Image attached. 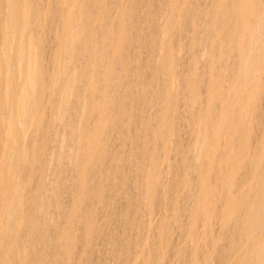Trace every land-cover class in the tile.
Listing matches in <instances>:
<instances>
[{
  "label": "rangeland",
  "instance_id": "374dc122",
  "mask_svg": "<svg viewBox=\"0 0 264 264\" xmlns=\"http://www.w3.org/2000/svg\"><path fill=\"white\" fill-rule=\"evenodd\" d=\"M61 1L28 3L43 10L23 131L0 48V264H264V0L249 32L239 0H85L89 50L68 65Z\"/></svg>",
  "mask_w": 264,
  "mask_h": 264
},
{
  "label": "bare ground",
  "instance_id": "6f19581e",
  "mask_svg": "<svg viewBox=\"0 0 264 264\" xmlns=\"http://www.w3.org/2000/svg\"><path fill=\"white\" fill-rule=\"evenodd\" d=\"M20 1L22 2L21 4H20ZM92 1V0H91ZM96 1V0H95ZM95 1H92V4H95ZM261 0H259L258 1V3L260 2ZM34 2H36V1H33V3ZM37 2H39V1H37ZM228 2V1H227ZM231 2H232V0H231ZM253 0H239V2H238V5L236 6V7H238L237 9H236V12H237V16H238V19H236V20H234L235 22L237 21V20H239V23H241V26H242V28H243V31L245 32H249V29H250V22L251 21H253L254 20V18L255 17H257V15L259 14V12H258V8H259V6L256 4V2H254V4H256L257 6H258V8H257V12H258V14H256V5L255 6H252V4H253ZM6 3H7V10H6V17L4 18V26H3V28L1 29V31H3V32H0L1 34H2V45L0 46V48L2 49V56H4L5 58L4 59H6V68H7V70H6V72H9L8 74H10L11 72H10V70H13L14 69V71H15V69H16V72L18 71L19 72V74L20 75H18V76H20V81L18 82V83H15V84H17V88H16V85L13 83V82H15L16 80H14V78L16 79V75L14 76V75H7L8 77L9 76H14V78L13 77H11L10 78V80L9 81H7V83H9V82H11V84L13 83L15 86L12 88V90L14 89V90H17L19 93H17V96L15 97V99L17 98V104L16 105H18V113L20 114V118H18L19 119V124H20V129H22V130H20L19 129V131H23L25 128H27L28 127V117L31 115V114H29V110H30V108L32 107V109H33V105L31 106V99H32V95L35 93L34 91H35V85L37 84V82L36 81H39V79L40 78H38L37 77V68H38V63H37V49H36V38L34 37V35H33V32H34V27H36V24H37V22L39 21V17H40V13L41 12H39V10H40V8L38 9V8H35V9H33L31 6V3H30V5L31 6H29L28 5V3H29V0H6ZM32 3V4H33ZM55 3H56V1H55ZM59 3V2H58ZM222 3V2H221ZM37 3H35V5H36ZM229 4H232V3H229ZM237 4V3H236ZM223 5V4H222ZM39 6H42V5H39ZM59 6H60V8H59V10H56V11H59V13H60V11L62 10L63 11V13L64 14H62V17H63V24H62V28H61V30L63 31V38H62V44H63V52H64V60H63V62H64V65L68 62V61H70L71 59H72V57H74V55H75V53L76 52H78V55L80 54V53H82V54H84L85 52H86V50L88 49V42H81V39H82V35L85 33V28H84V19L86 18V16H87V13H92V11L93 10H91L90 12H88L87 11V7H86V3H85V0H70V1H68V0H64V1H61L60 3H59ZM58 6V7H59ZM219 6V5H218ZM229 6H231V5H229ZM93 7V6H92ZM57 8V7H56ZM58 9V8H57ZM61 9V10H60ZM220 9V8H219ZM233 9V8H232ZM260 9V8H259ZM41 10H43L42 9V7H41ZM40 10V11H41ZM230 11H231V9H229ZM219 11V10H218ZM229 12V11H228ZM43 13V12H42ZM58 13V12H57ZM236 14V13H235ZM259 16H260V14H259ZM42 17V16H41ZM61 17V18H62ZM87 17H89V16H87ZM230 17H231V14H230ZM61 18H60V20H61ZM89 19H90V17H89ZM231 18H229V20H230ZM257 19V18H256ZM232 20V19H231ZM62 21V20H61ZM233 21V20H232ZM261 21V20H260ZM264 21V20H263ZM232 23H234V22H232ZM231 23V24H232ZM239 23H237V24H239ZM258 23H260V22H258ZM253 24V23H252ZM235 25V24H234ZM234 25L233 26H231L232 28L234 27ZM237 26V25H236ZM239 27H241L240 25H238ZM86 27V26H85ZM237 28V27H236ZM236 28H234L235 30H237ZM261 28H263V27H261ZM60 29V28H59ZM58 29V30H59ZM38 30V29H37ZM60 30V31H61ZM238 30H239V28H238ZM242 31V30H241ZM84 32V33H83ZM164 32H166L165 30H164ZM36 33V32H35ZM34 33V34H35ZM242 33V37H241V40H240V38H239V40L241 41L240 42V45H239V48H238V50H239V53H238V51H237V55L238 56H245V55H247V53L248 52H246L247 50H246V47L244 46V44L246 43V38H245V35H244V33L243 32H241ZM246 34V33H245ZM19 35V36H18ZM120 35V34H119ZM164 35H166V33L164 34L163 33V36L162 37H164ZM19 37V48H18V50L17 49H15V51H13V52H16L14 55H15V60H12V58H14L13 56V52H11V49L13 48V47H15V45L13 46V44H15V39H17ZM31 37H34V39H35V41L31 38ZM120 37V36H119ZM233 37V36H232ZM29 38V39H28ZM116 38H118V37H116ZM59 39H60V37H59ZM107 39H109V40H111V38H107ZM163 39V38H162ZM234 39H236V37L234 36ZM238 39V38H237ZM253 39V38H252ZM15 40V41H14ZM27 40H29V44H30V46H29V48L28 49H26V46H25V43L27 42ZM87 40V39H86ZM85 40V41H86ZM105 40H106V38H105ZM159 40V39H158ZM164 40V39H163ZM16 42H18V41H16ZM236 42H237V40H236ZM254 42V41H253ZM38 43V42H37ZM59 43H61V42H59ZM114 43H115V45H114ZM159 43V42H158ZM250 43H251V41H250ZM262 43V42H261ZM27 44V43H26ZM104 44H105V42H104ZM238 44V43H237ZM16 45H17V43H16ZM18 45H17V47H18ZM120 45H121V39L120 40H118L117 42H113V46H114V51L115 52H117L118 51V49L120 48ZM107 46H109V44H107ZM113 46L111 47V46H109V48L111 49L112 48V52H113ZM103 47V46H102ZM158 47H160V46H158ZM249 46H247V48H248ZM251 47V46H250ZM162 48V47H161ZM252 48H253V46L250 48V50H251V53H252ZM0 49V50H1ZM158 49H160V48H158ZM89 50V49H88ZM160 51H161V49H160ZM254 51H256V49L254 50ZM254 51H253V54L252 55H254L255 53H254ZM260 51H261V46H260ZM262 51H263V48H262ZM119 52V51H118ZM117 52V53H118ZM116 53V54H117ZM257 53H258V51H257ZM114 54V53H113ZM112 54V55H113ZM240 54V55H239ZM250 54V53H249ZM248 54V55H249ZM260 54H263V52L262 53H260ZM259 54V56L261 57H259V58H257L258 60L260 59V61H261V59L263 58L262 56L264 55H260ZM236 55V56H237ZM251 55V56H252ZM79 56H81V55H79ZM117 56V55H116ZM82 57V56H81ZM257 57V56H256ZM248 58H251L250 56L248 57ZM115 59V58H114ZM255 59V58H254ZM250 61H251V59H249ZM249 60H248V62H249ZM262 60H264V58L262 59ZM259 61V62H260ZM258 62V61H257ZM258 62V63H259ZM36 63H37V65H36ZM252 63V62H251ZM251 63H250V65H251ZM257 63V64H258ZM69 64V62L67 63V65ZM249 64V63H248ZM256 64V66H259V64L257 65ZM129 65H131V64H129ZM36 66H37V68H36ZM63 66V65H62ZM246 67V68H245ZM252 67L254 68V65H252ZM62 68V67H61ZM65 68H67L66 66H65ZM65 68L63 67V69H64V71H65ZM69 68V67H68ZM248 67H247V65L246 66H244V71L243 72H245L246 73V76L245 77H248V79H250L251 80V78H253V76H254V79H255V75L257 74V72H256V69H255V75H253L252 77L251 76H249V73H252L253 74V71H254V69L252 68V70L253 71H251V72H248V71H250L251 70V68H250V70H249V68L247 69ZM257 68V71H258V67H256ZM94 69V68H93ZM243 69V68H242ZM248 70V71H247ZM67 71H69V69L67 70L66 69V73H67ZM247 71V72H246ZM240 72V71H239ZM65 73V72H64ZM63 73V74H64ZM241 73V72H240ZM248 73V74H247ZM13 74V73H12ZM16 74V73H15ZM18 74V73H17ZM251 75V74H250ZM6 76V77H7ZM56 76H57V79H58V81L60 80V79H63L64 81H62V83H64L63 84V86H64V89L66 90L69 86H70V84L73 82V80L74 79H76V78H71V77H69V76H67L66 74L65 75H62L61 74V72H60V74L58 73V74H56ZM249 77H251V78H249ZM256 77H257V75H256ZM18 79V77H17V80H19ZM14 80V81H13ZM250 80H247L246 79V81H250ZM13 81V82H12ZM252 81V80H251ZM39 83V82H38ZM74 83V82H73ZM247 83V82H246ZM5 85H8V84H5ZM38 85V84H37ZM40 86V85H39ZM62 86V87H63ZM6 87V86H5ZM9 86H7L6 88L8 89H6L5 88V90H6V92L4 93L3 92V96H4V102L6 103H4L7 107H8V109H9V107H10V105H11V103L10 104H8L9 103V100H10V96L12 95L13 96V94H12V92H11V88L9 89L8 88ZM10 87H12V86H10ZM250 87V86H249ZM38 88V87H37ZM40 88V87H39ZM38 88V89H39ZM247 89V88H246ZM249 89V88H248ZM245 93V92H244ZM15 94H16V92H15ZM36 96V95H35ZM240 96V95H239ZM12 98H14V97H12ZM64 98V97H63ZM240 98V97H239ZM238 98V99H239ZM244 98V97H243ZM241 100L243 101L244 99H242L241 98ZM244 102V101H243ZM245 102H246V100H245ZM239 104V103H238ZM243 104V103H242ZM9 105V106H8ZM35 105V104H34ZM240 105H241V103H240ZM243 105H245V103L243 104ZM242 105V106H243ZM12 106H13V104H12ZM5 107V106H4ZM241 107V106H240ZM245 107H246V105H245ZM31 109V110H32ZM10 110V109H9ZM241 110H242V108H241ZM244 112V111H243ZM242 112V113H243ZM31 113V112H30ZM241 113V114H242ZM27 114H29V116L27 115ZM224 114V113H223ZM225 116H226V114H224ZM5 116H7V114L5 115ZM214 116V115H213ZM19 117V116H18ZM5 118H9V116L8 117H4V119ZM3 119V122L5 121ZM215 121V120H214ZM2 122V121H1ZM3 122H2V125H7V123L6 122H9V121H7V119H6V122H4V124H3ZM11 122V121H10ZM10 124V123H9ZM211 125H213V124H211ZM9 126H11V124L9 125ZM27 126V127H26ZM8 127V126H7ZM213 127H215V126H213ZM2 128H3V126H2ZM10 128V127H9ZM12 128V127H11ZM216 128V127H215ZM6 129L7 128H5V131H6ZM8 130V129H7ZM26 130V129H25ZM2 131V130H1ZM12 131V130H11ZM10 131V132H11ZM7 133L9 132V130L8 131H6ZM25 132V131H24ZM23 132V133H24ZM27 132V131H26ZM26 132H25V134H26ZM5 133V132H4ZM3 133V134H4ZM212 133V132H211ZM214 133V132H213ZM9 134V133H8ZM3 136V135H2ZM9 135H7V137H8ZM6 137V135L5 136H3V139ZM198 139H200L199 137H198ZM214 139V138H213ZM5 140V139H4ZM200 140H202V139H200ZM199 140V141H200ZM200 143L201 142H199V145H197V147L198 146H200ZM264 147V146H263ZM203 148V147H202ZM198 149V148H197ZM14 150V149H13ZM16 150V149H15ZM199 150V149H198ZM202 150V149H201ZM200 150V151H201ZM201 153V152H200ZM200 155H198V157H199ZM12 158V157H11ZM13 158L15 159V157L13 156ZM12 158V159H13ZM13 159V160H14ZM198 159V158H197ZM10 160V159H9ZM203 177V176H202ZM200 180H202L201 179V177H200ZM201 182V181H200ZM202 183H203V180H202ZM260 184H262V183H260ZM202 185L203 184H201V188H202ZM258 187H261L260 185L258 186ZM13 190H15V187L13 188ZM198 190V189H197ZM258 190V189H257ZM256 190V191H257ZM260 190V189H259ZM201 191V190H200ZM15 192H17V190L15 191ZM198 192V191H197ZM11 194H13V192H11ZM11 194H10V196L9 197H11ZM262 196V195H261ZM255 198L257 197V196H254ZM255 198L253 199V200H255ZM8 199H10L9 201H11V202H8V203H11L12 204V207L14 208V206H15V204H14V206H13V203L15 202H13V200L15 199V197H13L12 199L11 198H8V196H6L5 197V202H6V200H8ZM252 201V200H251ZM248 202V201H247ZM256 202V201H255ZM255 202H254V204H255ZM264 202V201H263ZM15 203H17V202H15ZM238 203V202H237ZM239 203H241V201L239 202ZM248 203H250V202H248ZM10 204V205H11ZM242 204H243V201H242ZM247 204V203H246ZM7 205H9V204H7ZM240 204H238V206H239ZM243 205H245V204H243ZM237 207V206H236ZM242 207V206H241ZM253 208H255V205L254 206H252ZM257 207V206H256ZM262 209H263V206L261 207ZM256 209V208H255ZM249 210V209H248ZM247 210V213H249V211ZM253 210V209H252ZM257 210H255V212H256ZM264 212V210L260 213V211H259V213H260V215L262 214ZM246 213V212H245ZM244 213V214H245ZM250 214V213H249ZM248 214V215H249ZM248 215H246V217L248 216ZM249 218H250V216H248V218H246V219H248V221L249 222H251L252 223V218L249 220ZM258 218V217H257ZM263 219H264V217H263ZM258 221H259V219H258ZM263 221V220H262ZM262 221H259V222H262ZM255 222V221H254ZM257 222V221H256ZM264 222V221H263ZM262 224V223H261ZM245 226V225H244ZM243 226V227H244ZM247 226V225H246ZM246 226H245V228H246ZM257 226V225H256ZM260 226V225H259ZM248 228H249V224H248V226H247ZM251 227V226H250ZM262 227H263V225H262ZM251 228H249V230H250ZM246 230V229H245ZM248 230V229H247ZM242 231V230H241ZM257 231V230H256ZM258 231H259V229H258ZM262 231V230H261ZM244 232V231H243ZM260 232V231H259ZM263 232V231H262ZM252 234L251 235H253V236H255L254 235V232H251ZM243 234V233H242ZM247 234H248V232H247ZM256 234V233H255ZM241 235V234H240ZM245 236H246V234H244ZM243 235V236H244ZM247 236H249V235H247ZM241 238H242V235H241ZM249 238V237H248ZM251 238V237H250ZM243 239V238H242ZM253 239V238H252ZM255 239V238H254ZM256 240V239H255ZM258 240V239H257ZM243 241V240H242ZM247 241V240H246ZM262 242V241H261ZM264 242V241H263ZM248 243V242H247ZM250 243H252V244H254L253 243V240H252V242H250V240H249V244ZM258 242L256 241V244H257ZM256 244H254V247H256V246H259V245H256ZM251 245V244H250ZM250 245L248 246V247H250ZM264 245V244H263ZM262 245V246H263ZM245 246H246V244H245ZM261 246V247H262ZM257 248H259V247H257ZM264 248V247H263ZM249 251H250V249H249ZM251 251H255V250H251ZM261 251V250H260ZM254 252H252V254H253ZM262 253V252H261ZM257 254H258V252H257ZM255 255V254H254ZM260 257V256H259ZM263 258V257H262ZM261 259V258H260ZM264 259V258H263ZM261 263H263V262H261Z\"/></svg>",
  "mask_w": 264,
  "mask_h": 264
}]
</instances>
